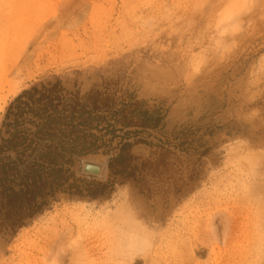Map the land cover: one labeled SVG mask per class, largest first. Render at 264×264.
Segmentation results:
<instances>
[{
  "label": "rangeland",
  "instance_id": "obj_1",
  "mask_svg": "<svg viewBox=\"0 0 264 264\" xmlns=\"http://www.w3.org/2000/svg\"><path fill=\"white\" fill-rule=\"evenodd\" d=\"M0 75V125L32 86L110 99L82 195L0 236V264H264V0H0ZM121 142L133 177L108 168Z\"/></svg>",
  "mask_w": 264,
  "mask_h": 264
},
{
  "label": "trees",
  "instance_id": "obj_2",
  "mask_svg": "<svg viewBox=\"0 0 264 264\" xmlns=\"http://www.w3.org/2000/svg\"><path fill=\"white\" fill-rule=\"evenodd\" d=\"M62 92L58 83L32 86L6 110L0 125V236H14L47 210L59 193L82 195L70 183L72 159L98 148L101 138L91 131L102 119L97 113L109 109L110 99L97 90L83 98L77 94L67 98ZM123 112L119 110L117 115L124 127L156 128L161 121L142 112L138 122H126ZM131 146L121 142L118 153L109 160L112 176L133 177L137 166L132 164ZM111 191L108 183H94L92 189H86V196L94 199Z\"/></svg>",
  "mask_w": 264,
  "mask_h": 264
},
{
  "label": "water",
  "instance_id": "obj_3",
  "mask_svg": "<svg viewBox=\"0 0 264 264\" xmlns=\"http://www.w3.org/2000/svg\"><path fill=\"white\" fill-rule=\"evenodd\" d=\"M82 172L86 175L99 176L101 168L92 164H85L83 166Z\"/></svg>",
  "mask_w": 264,
  "mask_h": 264
},
{
  "label": "bare ground",
  "instance_id": "obj_4",
  "mask_svg": "<svg viewBox=\"0 0 264 264\" xmlns=\"http://www.w3.org/2000/svg\"><path fill=\"white\" fill-rule=\"evenodd\" d=\"M50 29V28H49ZM50 32V31H49ZM44 33V32H43ZM46 35V34H45ZM2 79H6L5 77H3L2 75H0V83H3ZM63 258V257H62ZM62 260V259H61ZM61 260L59 259V257H55L54 260H52L51 264H60ZM64 261V259H63ZM74 256H71L70 261L68 264H75L74 263Z\"/></svg>",
  "mask_w": 264,
  "mask_h": 264
}]
</instances>
